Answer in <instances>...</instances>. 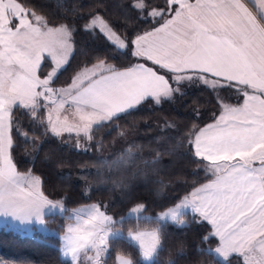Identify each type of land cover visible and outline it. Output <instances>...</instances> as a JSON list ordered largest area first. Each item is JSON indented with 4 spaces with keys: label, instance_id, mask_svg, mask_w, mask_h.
<instances>
[{
    "label": "snow or ice",
    "instance_id": "6c2138e0",
    "mask_svg": "<svg viewBox=\"0 0 264 264\" xmlns=\"http://www.w3.org/2000/svg\"><path fill=\"white\" fill-rule=\"evenodd\" d=\"M264 7V4H262ZM130 8L152 26L121 37L98 15L83 25L85 31L99 27L118 49L132 48V55L145 63L124 70L104 60L85 66L65 88L53 86L57 73L73 52V25L50 27L27 8L23 0H0V217L21 224L45 223V210L66 212L70 222L62 236L63 255L79 264L81 253L94 252V264H102L112 237L120 235L125 223L135 224L127 237L138 244L144 260H152L162 246V222L184 223L181 209L191 208L202 222L209 223L218 237L212 249L231 264H264V14L256 16L242 0H165L153 8L145 0H133ZM147 12V15L144 13ZM15 21V22H13ZM127 42V43H126ZM45 53L54 62L51 71L41 72ZM152 66H148L147 62ZM170 73L173 87L164 74ZM203 85L217 96L233 89L242 103L224 104L214 122L188 133L193 157L206 163L210 179L186 195L175 207H167L153 220L138 202L119 221L102 210V204L65 209L62 201L49 199L42 181L31 173H20L12 161L13 128L21 135L14 109L32 117L47 111V128L60 137L64 132L94 139L93 125L115 124L122 114L143 102L159 105L181 92L180 85ZM47 102V103H45ZM79 123L61 117L65 105ZM171 127V126H170ZM159 139V138H158ZM77 148L81 147L79 141ZM155 153L149 166L155 170L162 156ZM115 183V182H114ZM118 186L127 188L120 181ZM152 223L150 230L144 227ZM210 237H202L208 241ZM119 264H134L126 255Z\"/></svg>",
    "mask_w": 264,
    "mask_h": 264
},
{
    "label": "trees",
    "instance_id": "16d2710c",
    "mask_svg": "<svg viewBox=\"0 0 264 264\" xmlns=\"http://www.w3.org/2000/svg\"><path fill=\"white\" fill-rule=\"evenodd\" d=\"M153 8H163L165 0H145ZM30 10L43 17L49 26L73 25V53L68 63L58 72L53 86H68L76 73L99 60L112 63L118 69L127 68L139 59L132 48L118 49L97 28L85 31L93 15L103 18L119 36L132 37L135 31L151 28L130 8L133 0H23ZM147 15V12L144 13ZM127 43V42H126ZM52 68L46 59L41 72ZM171 100L157 105L145 101L135 110L122 114L119 119L104 122L107 126L92 130L94 139L66 135L59 138L46 132V110L32 117L25 110L14 109L21 135L13 128L11 156L20 172H32L41 181L44 194L53 201H62L71 210L89 204H102V210L116 221L127 217L131 207L138 202L146 206V215L157 219L158 213L175 206L194 187L209 181L206 163L193 157L189 148L188 133L193 125L198 129L212 122L222 110V104H240L241 97L233 89H223L217 96L203 85H180ZM171 126V127H170ZM159 138V139H158ZM81 144L76 147L77 142ZM86 147L84 151L83 147ZM163 154L155 170L149 163L155 153ZM123 181L127 188L118 186ZM115 182V183H114ZM67 213L48 214L45 224L53 233L37 229L33 234L0 225V263L6 264H71L62 258V235L69 219ZM185 224L162 222V246L150 264H226L212 251L218 239L212 237V226L202 222L192 213L182 215ZM155 225L146 224L149 230ZM125 223L122 237H114L109 244L106 264H116L117 255L133 259L134 264H146L135 244L126 238L129 228ZM208 236V241L202 237ZM231 264H240L238 257H231Z\"/></svg>",
    "mask_w": 264,
    "mask_h": 264
},
{
    "label": "crops",
    "instance_id": "0c3cea01",
    "mask_svg": "<svg viewBox=\"0 0 264 264\" xmlns=\"http://www.w3.org/2000/svg\"><path fill=\"white\" fill-rule=\"evenodd\" d=\"M242 2L243 3H245V5L248 7V9H249V11L250 12H252V14L254 15V16H256L258 13H261V14H264V7H262V4H264V0H242ZM104 20V19H103ZM13 22H15V21H13ZM106 22V21H105ZM50 27H52V26H50ZM98 30H100V28L99 27H96ZM95 29V28H94ZM113 30V29H112ZM101 31V30H100ZM102 32V31H101ZM103 33V32H102ZM107 38H108V36L105 34V33H103ZM73 53V52H72ZM72 55V54H71ZM71 57V56H70ZM46 59H49V58H45V60ZM70 59V58H69ZM44 60V61H45ZM50 60V62H51V64H52V67H53V63H52V61H51V59H49ZM43 61V62H44ZM105 62V61H104ZM98 63V62H97ZM106 64H112V63H108V62H105ZM136 63H145V61H143V60H139L138 62H136ZM136 63H134V64H136ZM43 64V63H42ZM96 63H94V64H92V65H90V66H87L88 68H91L93 65H95ZM133 64V65H134ZM113 65V64H112ZM147 65L148 66H152V63L149 61V62H147ZM42 66V65H41ZM65 66V65H64ZM63 66V67H64ZM132 66V65H131ZM52 69V68H51ZM124 69H126V68H123V69H120V70H124ZM160 74H164L165 76H166V79H169V83L173 86V87H175L176 85H175V83H174V81L170 78L171 77V75L172 74H170V73H168V74H166V73H164V72H161ZM71 84V83H70ZM69 84V85H70ZM68 85V86H69ZM240 103H242V99H241V101H240ZM224 104H227V105H232V106H235V105H238V104H228V103H223L222 105H224ZM65 110H67V112L68 113H72V111H74V109L71 107V105H68V104H66L65 105ZM65 112V111H64ZM64 112H62V113H64ZM220 114V113H219ZM68 116V119L69 120H71L73 117L75 118V119H78L77 117H75V116H73V115H67ZM45 121H46V124H47V111H46V118H45ZM214 122V120L212 121V122H210V123H213ZM210 123H208V124H210ZM208 124H206L205 126H203L202 128H204V127H206ZM96 125H93V128L95 127ZM49 132H50V130H48ZM51 133V132H50ZM54 135V134H53ZM69 135H73V136H75V137H77V135H76V133L75 132H73V133H69ZM66 136V134L64 135V136H60L59 138H63V137H65ZM77 138H85L84 136H83V134H81V136L80 137H77ZM12 157V156H11ZM13 161V160H12ZM20 172V171H19ZM20 173H30V172H20ZM208 182V181H207ZM207 182H205V183H207ZM204 184V183H203ZM184 198V197H183ZM182 198V199H183ZM181 199V200H182ZM180 200V201H181ZM180 201L178 202V203H180ZM177 203V204H178ZM89 205H91V204H89ZM88 205H84V206H80V207H77V208H74V209H81V208H86ZM172 207H174V206H172ZM185 211H187V212H181V214L183 215L184 213H192V214H194V215H196L199 219H200V217H199V215L198 214H196V213H193L192 212V210H191V208H187ZM45 216L46 215H48V214H56V213H59V214H62L63 212H61L60 211V209L59 208H57V209H46L45 210ZM72 222V221H71ZM70 223V222H69ZM68 223V224H69ZM67 224V225H68ZM0 225H5V226H8V227H11V228H14V229H16V230H19V231H22V232H27V233H30V232H33L35 229H37L38 230V228H39V226H41L42 224H39L38 222H36V221H33L32 223H30V224H21L20 222H18V221H13L11 218H4V217H0ZM43 226H46L47 227V225L44 223L43 224ZM48 228V227H47ZM212 229H213V227H212ZM51 230V229H50ZM66 230H67V226H66V229H65V232H66ZM40 231V230H39ZM213 231H214V229H213ZM64 235V234H63ZM62 235V236H63ZM62 238V237H61ZM217 239H218V237H216ZM63 240V239H62ZM63 242V241H62ZM62 246V245H61ZM218 246V245H217ZM216 246V247H217ZM214 252V251H213ZM215 254V253H214ZM215 256H216V254H215ZM217 258H219V257H217ZM220 260H222L221 258H219ZM223 261V260H222Z\"/></svg>",
    "mask_w": 264,
    "mask_h": 264
},
{
    "label": "rangeland",
    "instance_id": "374dc122",
    "mask_svg": "<svg viewBox=\"0 0 264 264\" xmlns=\"http://www.w3.org/2000/svg\"><path fill=\"white\" fill-rule=\"evenodd\" d=\"M100 17V16H99ZM103 19V18H102ZM105 21V20H104ZM107 23V22H106ZM110 27V26H109ZM111 28V27H110ZM112 29V28H111ZM103 33H105L107 36H108V33L106 32V31H102ZM117 34V33H116ZM118 35V34H117ZM45 58H49L50 59V57H48L47 56V53H45ZM43 63V62H42ZM53 63V67L55 66L54 65V62H52ZM52 67V68H53ZM63 68V67H62ZM61 68V69H62ZM60 69V70H61ZM51 71V70H50ZM58 74V73H57ZM66 87H68V86H66ZM62 88H65V87H62ZM45 103H47V102H45ZM65 111V112H64ZM63 112L64 113H62L61 112V117L63 118V116H65V115H71V113H68L67 112V110H64ZM69 122L70 123H79V121H78V119H75L74 117L71 119V120H69ZM69 135V133H67V132H64L61 136H64V135ZM31 174H33L32 172H30ZM35 175V174H34ZM35 176H37V175H35ZM38 177V176H37ZM175 207V206H174ZM187 208H185V209H181V212H187V211H185ZM127 217H130L129 215H127ZM157 218H158V216H157ZM184 220V219H183ZM186 223V221L184 220V223L183 224H185ZM38 230H40V231H42V232H44V233H53V231L52 230H50L49 228H47L46 226H43V225H41V226H39V228H38ZM34 232V231H33ZM33 232H30V234H33ZM123 236V232L120 234V235H118V236H116V237H122ZM112 238H114V237H112ZM126 238L129 240V241H131L128 237H127V235H126ZM63 241V240H62ZM133 244H135L136 246H138V244H136V243H134L133 241H131ZM63 245H64V241L62 242V246H61V251H62V258L64 259V260H66V261H69V262H71V264H73V261H72V259H71V257L70 256H64L63 255ZM138 248H139V246H138ZM215 253V252H214ZM109 254V248H108V251L101 257V261H102V264H106L105 263V260H106V257H107V255ZM216 254V253H215ZM94 255V252L92 251V250H89L87 253H81L80 254V256H79V264H94V261L92 260V259H90V257H92ZM120 255H123V254H119V255H117V257L118 256H120ZM156 256V255H155ZM155 256L153 257V259L152 260H144L143 259V257H142V254H141V260L144 262V263H146V264H150V263H152L153 261H154V259H155ZM216 257H219V258H221L223 261H225L224 260V258H222L221 256H219L218 254H216ZM116 264H119V261L117 260V258H116ZM0 264H6V263H0Z\"/></svg>",
    "mask_w": 264,
    "mask_h": 264
},
{
    "label": "water",
    "instance_id": "95a60500",
    "mask_svg": "<svg viewBox=\"0 0 264 264\" xmlns=\"http://www.w3.org/2000/svg\"><path fill=\"white\" fill-rule=\"evenodd\" d=\"M83 148H84V151H86V147L84 146Z\"/></svg>",
    "mask_w": 264,
    "mask_h": 264
}]
</instances>
